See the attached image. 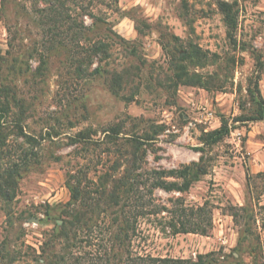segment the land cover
Returning <instances> with one entry per match:
<instances>
[{
  "label": "rangeland",
  "instance_id": "1",
  "mask_svg": "<svg viewBox=\"0 0 264 264\" xmlns=\"http://www.w3.org/2000/svg\"><path fill=\"white\" fill-rule=\"evenodd\" d=\"M106 1L91 5L98 19L79 21L91 26L82 42L102 39L110 56L96 58L81 73L68 47L47 49L38 13L44 3L0 0V83L17 86L27 98L32 110L25 129L41 142L35 148L40 161L20 166L16 198L8 202L0 191V264H46L42 247L63 223L60 208L72 198L69 173L98 182L117 165L121 155L105 132L117 124L121 137L155 135L142 163L148 170L195 162L208 169H193L188 191L157 189L154 197L172 209L171 199L179 197L187 206L208 202L209 234L173 235L167 211L151 214L140 219L134 253L196 262L202 255V264H264V119L241 120L256 109L248 87L259 65L264 97V0H224L237 10L234 38L218 0ZM191 44L208 59L189 69L213 75L210 88L178 79L175 60ZM224 122L230 132L214 142L210 133ZM83 130L90 137L75 142ZM22 142L16 134L9 138L12 158ZM10 155L0 154V173L13 166L7 165ZM248 223L254 234L245 238Z\"/></svg>",
  "mask_w": 264,
  "mask_h": 264
},
{
  "label": "trees",
  "instance_id": "2",
  "mask_svg": "<svg viewBox=\"0 0 264 264\" xmlns=\"http://www.w3.org/2000/svg\"><path fill=\"white\" fill-rule=\"evenodd\" d=\"M118 1L112 0L109 3ZM99 2L107 1L37 0L36 2L44 3L38 13L44 26V42L47 49L68 47L74 57L76 70L81 73L85 67L94 64L96 58L103 60L110 56V46L102 39L82 42L83 36L91 30V26L79 19L87 15L98 19L91 5ZM70 3H74L75 7ZM218 4L224 13L228 34L234 38L238 28V15L234 3L218 0ZM207 59L208 55L203 49L191 44L186 55L175 60L178 79L185 84L210 88L213 75H204L196 70L191 72L189 69L190 64L203 66L202 61ZM179 60L187 64H179ZM41 67L39 70H43ZM100 70L99 65L94 72ZM261 78L262 66L259 65L248 87L249 101L256 106V109L251 116L241 117L243 121L264 119ZM4 82L0 83V154L10 153L11 159L7 165L13 166L0 173V191L4 199L10 202L17 196L18 177L22 172L20 166L24 165L23 168L26 169L40 161L39 152L35 151V148L41 142L25 129L32 110L27 98L20 94L17 86ZM105 132L106 142L116 146L121 159L118 160L117 165H112L110 170L101 174L98 182L87 180V175L84 174L87 180L85 182L83 175L69 173L67 184L72 198L60 208V218L63 223L55 225L47 246L42 247L41 257L45 259L46 264H202V255L196 262L185 258L134 253L132 241L138 235V226L142 217L163 211L169 213L165 223L173 235L189 232L208 235V227L204 226V222L212 218V210L208 209V202L198 207L187 206L179 197L175 200L171 199L175 206L172 209L157 203L154 197L157 189L169 193L188 191L194 180L191 177L193 169H196L198 174H206L207 167L195 162L182 168L148 170L142 163L148 154V145L156 138L155 135L149 132L142 136L127 133L121 137L122 129L118 124L108 127ZM229 132L228 125L224 122L223 126L211 132L210 136L216 142ZM13 134L23 138L18 151L20 154L15 158H12L9 144V138ZM89 137L87 130H83L73 140L85 142ZM170 177L182 181L169 180ZM251 177L249 173V180ZM241 208L246 209V207ZM47 214L51 216L49 212ZM233 216L236 218L239 215L234 212ZM253 234L248 223L245 238H250ZM58 247L60 248L56 250Z\"/></svg>",
  "mask_w": 264,
  "mask_h": 264
}]
</instances>
